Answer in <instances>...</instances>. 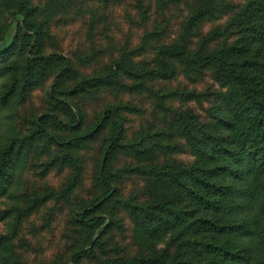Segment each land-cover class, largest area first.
<instances>
[{
	"label": "rangeland",
	"instance_id": "1",
	"mask_svg": "<svg viewBox=\"0 0 264 264\" xmlns=\"http://www.w3.org/2000/svg\"><path fill=\"white\" fill-rule=\"evenodd\" d=\"M102 1L72 0L68 12L46 25L45 50L71 58L73 81L101 73L125 52L140 65L154 66L156 47L180 38L196 0ZM248 1L219 0L217 12L191 31L190 48L206 42V50L219 49L242 38L244 29L235 16ZM33 2L43 7L49 0ZM6 23V18L0 19V35ZM16 30L13 22L0 45H11ZM177 68L171 79L124 75L113 87L90 89L75 97L84 112L79 132H66L53 124L61 135L84 133L107 104L118 107L124 118L123 145L110 163L119 194L99 209L112 216L113 225L93 254L82 259L84 264H141L142 260L163 264L174 259L180 235L179 243L170 232L149 249L137 234L139 214L135 209L142 205L150 206L151 212L154 208L161 211L167 198H156V206L151 201L156 194L152 193V169H156V177L170 170L172 177H167L175 182L173 173L193 165L191 136L199 137L218 121L223 96L233 88L213 68L200 71L179 64ZM50 81L49 77L33 86L23 101L19 97L13 101L0 117V141L14 131L25 135L37 116L52 110L47 96ZM3 85L0 81V88ZM45 138L35 142L37 146L19 169L18 186H8L0 194V236L8 239L2 250L9 253L12 264H67L87 236V229L73 220L75 212L103 194L97 175L108 130L69 149L48 148ZM167 190L172 197L165 206H171L176 187Z\"/></svg>",
	"mask_w": 264,
	"mask_h": 264
},
{
	"label": "trees",
	"instance_id": "2",
	"mask_svg": "<svg viewBox=\"0 0 264 264\" xmlns=\"http://www.w3.org/2000/svg\"><path fill=\"white\" fill-rule=\"evenodd\" d=\"M218 1L196 0L190 6L180 38L156 47L154 66L140 65L125 52L101 73L73 81L71 58L45 50L46 25L68 12L72 0H49L43 7L33 0H0V19L7 21L0 39L6 40L13 22L17 26L11 45H0V81L4 84L0 88V117L17 97L23 101L33 86L49 77L47 96L52 107L34 119L25 135L14 131L6 141H0V194L8 186H18L19 169L40 137H46L48 148L69 149L108 130L97 175L103 194L75 212L73 220L87 229V236L67 264H84L82 259L93 254L113 225L112 216L99 209L119 194L110 163L123 145L125 125L120 109L112 104L100 111L84 133L61 135L53 124L66 132H79L84 112L75 97L90 89L113 87L124 75L171 79L177 64L200 71L213 68L233 88L223 96L218 121L199 137L191 136L196 157L193 165L173 173L175 182L167 177H172L170 170L160 177L154 176L156 169H152L153 175L147 172L153 178L152 193L156 192L151 201L156 206V198L167 199L159 207L161 211L154 208L151 212L150 206L142 205L135 209L139 239L154 249L166 234L180 235L174 259L163 264H264V0H249L236 14L238 26L244 29L237 42L209 50L204 42L192 50L191 31L217 12ZM172 186L176 187L174 204L165 206L172 197L167 189ZM7 243L8 239L0 236V264H12L9 253L2 250Z\"/></svg>",
	"mask_w": 264,
	"mask_h": 264
}]
</instances>
